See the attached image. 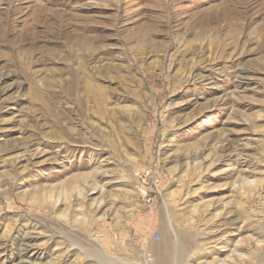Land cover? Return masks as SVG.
<instances>
[{
  "label": "rangeland",
  "instance_id": "obj_1",
  "mask_svg": "<svg viewBox=\"0 0 264 264\" xmlns=\"http://www.w3.org/2000/svg\"><path fill=\"white\" fill-rule=\"evenodd\" d=\"M0 264H264V0H0Z\"/></svg>",
  "mask_w": 264,
  "mask_h": 264
},
{
  "label": "bare ground",
  "instance_id": "obj_2",
  "mask_svg": "<svg viewBox=\"0 0 264 264\" xmlns=\"http://www.w3.org/2000/svg\"><path fill=\"white\" fill-rule=\"evenodd\" d=\"M84 77H85V76H83V78H82L81 81H83V82H84V80L86 81L85 84H86V87H87V90H88V86H89L88 79H90V77H89V73H86V77H85V78H84ZM83 79H84V80H83ZM79 81H80V80H79ZM88 94H89V93H88ZM86 98H87V97H86ZM86 98H85V99H86ZM89 98H90V97H89ZM87 99H88V98H87ZM87 99H86V100H87ZM90 99H91V98H90ZM86 100H85V101H86ZM88 101H89V99L87 100V105L89 104V102H91V101H89V102H88ZM81 105H82V104H81ZM81 105H78L79 110H81V108H80ZM89 106H90V105H89ZM86 108H87V107H86ZM78 113H81V112L79 111ZM27 239H28V238H27ZM29 246H30V245H29ZM25 250H26V249H25Z\"/></svg>",
  "mask_w": 264,
  "mask_h": 264
}]
</instances>
